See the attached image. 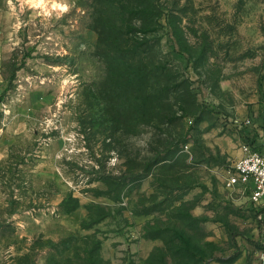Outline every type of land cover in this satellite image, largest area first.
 Here are the masks:
<instances>
[{
  "label": "rangeland",
  "instance_id": "obj_1",
  "mask_svg": "<svg viewBox=\"0 0 264 264\" xmlns=\"http://www.w3.org/2000/svg\"><path fill=\"white\" fill-rule=\"evenodd\" d=\"M247 134L264 0H0V264H264Z\"/></svg>",
  "mask_w": 264,
  "mask_h": 264
},
{
  "label": "built area",
  "instance_id": "obj_2",
  "mask_svg": "<svg viewBox=\"0 0 264 264\" xmlns=\"http://www.w3.org/2000/svg\"><path fill=\"white\" fill-rule=\"evenodd\" d=\"M251 118L236 119L233 124L238 130L252 125ZM226 180V189L234 196L246 197L264 208V143L247 139Z\"/></svg>",
  "mask_w": 264,
  "mask_h": 264
},
{
  "label": "clouds",
  "instance_id": "obj_3",
  "mask_svg": "<svg viewBox=\"0 0 264 264\" xmlns=\"http://www.w3.org/2000/svg\"><path fill=\"white\" fill-rule=\"evenodd\" d=\"M28 3L33 4L34 6H40L44 3V0H27ZM11 3V0H9ZM54 8H59L62 12H67L69 10V5L64 4H53Z\"/></svg>",
  "mask_w": 264,
  "mask_h": 264
},
{
  "label": "crops",
  "instance_id": "obj_4",
  "mask_svg": "<svg viewBox=\"0 0 264 264\" xmlns=\"http://www.w3.org/2000/svg\"><path fill=\"white\" fill-rule=\"evenodd\" d=\"M242 120H244V119H242ZM247 137H248L247 139H250V140H254V141L257 140L256 137H254V136L250 137V135H248V134H247ZM247 139H246V140H247ZM256 143H257V142H256ZM263 143H264V142H258L257 144H263ZM240 157H241V155H240ZM240 157H239V158H240ZM239 158H238V159H239Z\"/></svg>",
  "mask_w": 264,
  "mask_h": 264
},
{
  "label": "trees",
  "instance_id": "obj_5",
  "mask_svg": "<svg viewBox=\"0 0 264 264\" xmlns=\"http://www.w3.org/2000/svg\"><path fill=\"white\" fill-rule=\"evenodd\" d=\"M140 11L139 10H136V9H133V10H130L129 13L130 14H136V13H139Z\"/></svg>",
  "mask_w": 264,
  "mask_h": 264
}]
</instances>
